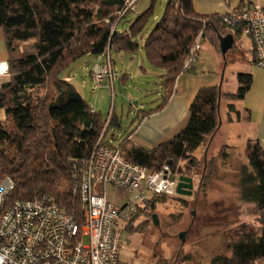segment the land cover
Listing matches in <instances>:
<instances>
[{
  "label": "trees",
  "instance_id": "16d2710c",
  "mask_svg": "<svg viewBox=\"0 0 264 264\" xmlns=\"http://www.w3.org/2000/svg\"><path fill=\"white\" fill-rule=\"evenodd\" d=\"M127 1L0 0L9 76L0 89V109L6 113V120L0 122V182L8 177L14 183L8 201L46 194L62 212L82 223L81 175L100 134L108 144L115 139L108 132L112 127L120 129V124L113 113L102 122L64 74L86 56L109 57L112 63L113 54L132 55L138 50L135 38L150 21L155 0L128 30L118 31L117 25L133 10L119 18ZM241 11L237 7L232 13ZM229 14L202 15L195 11L193 0H165L162 16L144 39L143 52L146 61L162 71L158 77L166 94L156 108L137 113L139 123L165 107L170 86L178 75L192 69L185 71L183 66L199 35L201 42L207 40L218 54V36H232L234 42L227 54L239 47L240 27L223 23V16ZM125 78L127 74L120 79ZM236 80L234 94L224 92L222 85L199 88L189 105L185 128L170 139L147 150L131 143L130 134L112 146L123 159L149 174L168 165L176 177L191 179L200 163L195 152L220 129L221 102L226 104L227 123L249 120V110H238L235 103L250 90L253 77L239 73ZM245 148L247 165L240 170L239 201L252 207L258 227L254 229L250 222L237 225L227 242V254H216L210 264H256L264 258V150L255 139H248ZM224 153L220 156L225 157ZM153 195L154 199L145 201L151 211L157 202L181 200L180 195ZM141 210L137 207L136 212Z\"/></svg>",
  "mask_w": 264,
  "mask_h": 264
},
{
  "label": "rangeland",
  "instance_id": "374dc122",
  "mask_svg": "<svg viewBox=\"0 0 264 264\" xmlns=\"http://www.w3.org/2000/svg\"><path fill=\"white\" fill-rule=\"evenodd\" d=\"M150 1L133 2L132 12L120 21L117 30H128L136 16L147 10ZM223 3V0H193L194 9L204 14L214 10L219 12ZM164 7L165 0L154 1L150 21L143 33L135 38L139 47L134 54L112 55V84L105 81L100 87H94L88 74L96 63L95 56L83 57L65 71L64 76L69 78L92 111L99 113L102 122L112 113L118 119L120 129L112 127L108 132V135H115L111 141L113 146H118L130 134V137L134 135L140 120L139 111L154 109L164 100L166 88L158 77L162 71L149 64L143 52L144 39L162 16ZM200 44L201 50L192 69L178 75L170 86V96L176 93L183 111H186L176 133L185 128L189 105L199 88L219 85L222 76V90L234 94L238 88L236 76L244 73L241 64L231 61V54L235 52L227 54L223 68L224 61L218 52L214 55L210 43L204 40ZM243 66L252 67L253 83L243 100L235 105L238 110H249V120L227 123L226 104L221 102L220 129L195 152L200 163L190 176L194 186L191 196L157 202L151 211L146 202L139 201L138 195L143 193L146 201L155 196L143 188L139 191L112 186L105 188L110 203L118 207L128 203L143 209L137 211L131 221L117 223L121 232V263L210 264L216 254H227V242L237 225L250 222L257 229L252 207L239 201L238 183L240 170L247 165L246 141L258 140L264 150V69L253 66L250 60ZM124 74H127V78L121 80ZM136 139L131 143L138 146ZM221 151L226 153L223 154L225 157L220 156ZM153 215L158 221L156 226L153 225ZM185 230L188 233L184 243H181L177 235ZM84 242L87 243V239Z\"/></svg>",
  "mask_w": 264,
  "mask_h": 264
},
{
  "label": "built area",
  "instance_id": "2783aa9c",
  "mask_svg": "<svg viewBox=\"0 0 264 264\" xmlns=\"http://www.w3.org/2000/svg\"><path fill=\"white\" fill-rule=\"evenodd\" d=\"M127 1L119 18L132 3ZM228 27H240L242 35L251 41L254 64L264 69V7L252 5L241 12L223 16ZM200 35L184 63L185 71L192 68L201 49ZM7 74V64L0 63V75ZM94 87L105 81L112 84L113 66L107 57L91 70ZM178 177L164 165L154 173L122 158L120 151L105 143L102 133L90 153L79 182L82 223L62 212L53 197L43 194L33 199L8 201L14 189L6 177L0 182V264H123L119 261L121 232L118 222H128L137 206L126 203L118 207L110 203L105 188H141L156 194L173 197ZM140 202L146 199L138 195ZM87 239V243L84 240Z\"/></svg>",
  "mask_w": 264,
  "mask_h": 264
},
{
  "label": "crops",
  "instance_id": "0c3cea01",
  "mask_svg": "<svg viewBox=\"0 0 264 264\" xmlns=\"http://www.w3.org/2000/svg\"><path fill=\"white\" fill-rule=\"evenodd\" d=\"M223 1H224L223 5L221 6L219 5L221 7L219 12H216V10H214V12L212 13L204 14L200 12L199 14L224 15V14L232 13L237 7H240L242 10H246L252 5H261L264 7V0H223ZM211 48L213 49L214 55H216L215 53L216 50L212 45ZM233 52L235 53L233 55L231 54V61L238 62L239 64H241L242 66L241 69H243L244 73H249L252 75L253 73L252 67L246 68L243 66L244 63H247L249 60L250 63L253 66H255L253 46L251 44L250 39L248 37H245L244 35H241L239 47L235 49ZM100 59L101 57H96V63H98ZM7 61H8V54L6 52L4 34L3 31L0 29V63L7 64ZM90 71L88 74L89 76H90ZM8 82H9V76L7 74L0 75V89ZM185 112L183 111V106L181 105L180 100L177 99L176 93H174L169 97L165 107L161 111L152 114L151 116H149L148 118H146L145 120H143L138 124L136 130L134 131V135L131 136L129 140L133 141L134 139L137 138L135 141L136 143H139L138 147L147 150L151 149L159 142L168 140L171 138L170 137L171 135H175L176 131H178L179 123L183 120ZM5 120H6V113L3 109H0V122H4ZM109 143L111 144V141H109ZM134 145L137 146V144ZM256 264H264V258L258 260Z\"/></svg>",
  "mask_w": 264,
  "mask_h": 264
},
{
  "label": "water",
  "instance_id": "95a60500",
  "mask_svg": "<svg viewBox=\"0 0 264 264\" xmlns=\"http://www.w3.org/2000/svg\"><path fill=\"white\" fill-rule=\"evenodd\" d=\"M233 38L231 35H225V36H218V46L220 55L224 61L223 68H225V57L228 51L231 49L233 45ZM222 81V76H221ZM221 81L219 84V87L221 86ZM192 179L186 178V177H179L178 183L176 186V193L180 196H190L191 195V189H192ZM153 225H157L158 221L155 215L152 216ZM188 231L185 230L177 235L178 239L181 241V243H184L185 236L187 235Z\"/></svg>",
  "mask_w": 264,
  "mask_h": 264
},
{
  "label": "flooded vegetation",
  "instance_id": "af4514ba",
  "mask_svg": "<svg viewBox=\"0 0 264 264\" xmlns=\"http://www.w3.org/2000/svg\"><path fill=\"white\" fill-rule=\"evenodd\" d=\"M192 183H193V181H192ZM193 192H194V186H193V184H192L191 195L193 194ZM191 195H190V196H191Z\"/></svg>",
  "mask_w": 264,
  "mask_h": 264
}]
</instances>
